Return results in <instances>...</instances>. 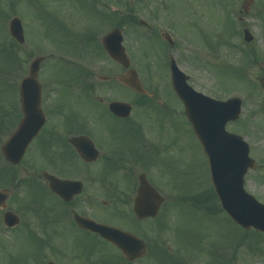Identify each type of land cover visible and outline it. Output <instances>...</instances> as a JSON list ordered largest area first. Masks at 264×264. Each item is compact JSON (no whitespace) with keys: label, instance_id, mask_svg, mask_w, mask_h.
<instances>
[{"label":"rangeland","instance_id":"rangeland-1","mask_svg":"<svg viewBox=\"0 0 264 264\" xmlns=\"http://www.w3.org/2000/svg\"><path fill=\"white\" fill-rule=\"evenodd\" d=\"M93 1L0 0V108L9 113L4 123L6 129L0 131V147L16 129L19 82L28 74V67L36 56L47 57L40 68L39 82L44 87L60 82H78L70 89L78 99L80 96L83 98L85 92L82 86L87 87L84 83L89 84L90 78L78 76L73 67H82L89 73L88 77L90 74L108 77L122 74L123 69L101 56L95 43L96 50L91 47L85 51L79 46L80 41L83 43L81 38L84 39L88 32L94 33L93 37L100 43L101 37L112 29L111 9L116 8L117 13L123 14L126 13L125 7L131 6L134 9L131 14L135 15L137 22L144 21L152 26L156 37L153 38L144 27L124 26L123 46L130 58V67L138 72L144 89L159 91L157 100L164 107L173 104L168 96L172 88L167 78V53L174 56L178 67L189 75V84L197 91L216 99L231 96L243 99L239 122L226 127L228 131L240 134L249 145L250 157L256 161L258 169L246 174L245 190L264 204V95L257 84V78L264 74V0H254L249 14L240 13L243 0H113L118 3L112 2L115 8L107 5V0H103L105 5L101 2V6ZM157 11L160 15L156 17L154 13ZM104 12L108 16L107 21L100 16ZM228 14L236 24L234 29L228 30L231 27L227 21ZM13 17L22 21L26 32L24 46L15 42L16 46L10 37L8 26ZM225 22H228L226 27ZM243 27L249 29L254 37L251 44L243 42ZM165 29L173 34L176 41L174 49H170L161 38L159 32ZM189 29L196 33L195 38L189 36V39L197 41L198 34L203 35L202 40L208 44V50L203 45L201 49H196L194 46L197 43L185 38V32ZM229 36H233L232 40L238 45L243 44L242 51L232 53L222 46L218 55L209 52L210 45L216 46V39L228 40ZM74 40L78 51L72 46ZM210 40L213 44H209ZM153 41L159 48L157 53H153L147 44ZM64 44H68L67 47ZM252 50L256 54V64L249 63L247 59ZM50 55L53 57L48 58ZM219 63L225 67L219 66L218 74L209 65ZM231 67L235 73L238 70L239 76L231 71ZM77 76L78 81H71ZM123 91L121 94L115 90V96H122L126 93ZM131 97L128 101L134 103ZM89 103L91 109L94 107L93 114L99 111L98 107L95 108L96 103ZM179 110L180 113H170L168 121L171 126L164 122L163 129L167 132V138L177 136V133L181 136L179 145L182 144L183 148L179 149V153L183 150L184 155L182 160L176 161L169 159L173 154H166L170 170L165 174L168 188L163 193L167 203L158 216L154 221L142 223L119 213L106 215L103 212L105 216L102 218L123 229L135 231L147 243L145 257L134 264H264V237L255 235L252 229L246 232L248 235L243 234L244 231H240L228 215H224L222 206L213 194L203 152L184 117L181 103ZM133 112L136 115L140 109L135 107ZM169 149L175 153L177 151L175 146ZM26 159L15 169H8L13 181L0 178V188L12 192L7 211H12L20 219L19 227L8 231L2 225L3 211L0 210V264H12V259L15 264H46L48 261L58 264H127L109 244L87 234L63 236L54 233L45 242L52 248L42 252L27 251L30 244L22 236L14 243V239L19 237L17 234L25 231L32 221V216L27 212L28 205L32 203V207H36V203L30 201L31 189L27 190L28 185L23 183V180L30 182L37 175L29 170L31 155ZM177 163L186 164L180 171H175L178 170ZM0 168H5L3 160H0ZM162 247L168 250L169 256L162 254ZM16 249L18 259L12 257Z\"/></svg>","mask_w":264,"mask_h":264},{"label":"flooded vegetation","instance_id":"flooded-vegetation-1","mask_svg":"<svg viewBox=\"0 0 264 264\" xmlns=\"http://www.w3.org/2000/svg\"><path fill=\"white\" fill-rule=\"evenodd\" d=\"M101 2L105 5L103 0L97 1L99 5ZM112 10L114 13L111 14V27L123 30L124 15L117 13L116 8ZM100 16L106 21L108 20L105 12ZM188 25L191 27V23ZM142 26L148 32L153 33L152 26L148 24ZM245 29L249 31L246 27H243L241 31L243 32ZM67 31L69 30L67 29ZM249 32L251 33V31ZM93 34L88 32L84 39L81 38L83 43L80 41L79 47L85 51L91 47L95 49V43L97 50L103 49L102 38L100 43H97ZM189 36L196 37V33L191 32L190 29L185 32V38L189 42H196L197 44L194 46L196 49H201L203 45L207 50L208 44L202 40L203 35L198 34L197 41L190 40ZM232 38L233 36H229L228 40L223 41L216 39L214 42L216 46L210 45V52L218 55L222 46L226 50L230 49L232 53L242 51L243 44L238 45ZM73 42V48L78 51L75 45L76 40ZM163 42L165 41L163 40ZM175 42L174 40L173 46L168 45L170 49L176 47ZM167 56L174 58L170 53H167ZM254 56H256L254 50L247 55L248 58ZM262 56L264 59V54ZM52 57V55L48 56V58ZM252 63L256 64L257 61ZM119 69L122 68L119 67ZM82 71L86 78H90V83H84L87 85V87H83L85 97H80V99L70 91L72 86H77L78 82H69V84L60 82L46 87L42 84L40 105L44 123L23 158V161L27 160L26 158L31 155L32 165L29 170L31 169L37 174L31 179L35 185L33 184L34 188H31V194H29L30 201L36 203V207H32V203L28 205L27 212L32 216V221L28 223L26 230L17 234L19 237L14 239V243L21 236L26 239L30 244L27 251L40 250L42 252V250L47 251L52 248L45 242L49 241L54 233H61L63 236L75 233L88 234L89 232L81 230L74 221L76 214L106 225L112 224L108 220L104 221L103 212L106 215L110 213L128 215L127 217L130 216L134 219L133 205L138 196L141 181L146 180L162 194L168 188L165 174L170 170L169 159L180 161L184 155L183 150L179 153V149L183 148L182 144L179 145V141L182 140L181 136L177 133V136L167 138V132L163 129L164 122L170 125V121H168L170 113L174 114L178 111L180 113V100L174 92L168 91V96L171 97L173 104L170 107H164V104L157 100L159 91H132L115 78L120 75L119 73L114 77L104 76L101 78L103 75L90 74L88 77L89 73L83 68ZM115 90L120 91L121 94V91L126 93L122 96L120 94L115 96ZM128 93H131L132 97ZM130 97L134 103L128 101ZM90 101L96 103L95 108L98 107L99 110L94 114L92 113L94 107L91 109V106L88 105ZM114 101L131 104L132 114L122 118L111 113L109 106ZM156 103L157 106L153 105ZM17 106L15 128L23 118L19 102ZM135 107L140 109V113L136 115L133 112ZM0 112L3 111L0 110ZM82 137H87L91 144L86 138H83L79 141L77 148L73 138ZM173 146L177 148L176 153L173 149H169ZM167 152L173 154L169 159L166 157ZM82 154H84L83 157ZM86 156L89 158L88 160L85 158ZM184 164L186 163H177L178 170L175 171L184 168ZM154 169L155 173H153ZM47 176L55 177L60 181L79 182L82 191L79 194L71 195L68 185L64 183L62 187L54 191L50 187ZM74 189L76 190V188ZM165 204L166 202L161 207ZM92 235L96 237V235ZM17 254L18 249L15 250L12 257L18 259Z\"/></svg>","mask_w":264,"mask_h":264},{"label":"water","instance_id":"water-1","mask_svg":"<svg viewBox=\"0 0 264 264\" xmlns=\"http://www.w3.org/2000/svg\"><path fill=\"white\" fill-rule=\"evenodd\" d=\"M252 4L251 0H246L243 10L248 13V8ZM12 38L19 44H24L23 30L21 22L13 18L9 27ZM167 39V37H165ZM246 42H251V36L245 32ZM122 37L118 30L110 32L103 39V46L108 56L123 67L129 66V60L126 58L124 48L121 47ZM42 59L36 58L29 67V76L21 81L20 95L23 120L19 129L12 134L7 142L1 147L4 159L12 165H18L21 161L26 147L33 139L34 134L40 127V85L36 82L38 69ZM173 88L178 93L184 103L186 115L190 120L193 130L196 132L199 141H201L204 152L210 162L211 181L215 192L218 194L221 205L225 212L231 216L232 220L242 226L245 230L253 227L256 231L264 232V206L257 203L252 196L243 190V178L248 168L256 169L255 161L250 159L248 146L238 136L225 132L223 126L227 120L237 119L240 110V101L234 99L225 104L217 103L200 94H195L192 89L186 85L187 77L179 71L174 63H171ZM119 80L133 90L142 92L136 73L129 71L120 77ZM259 85L264 92V77ZM111 111L120 116H125L129 112L128 107H119L113 104ZM74 145L79 147V140H74ZM89 159L87 156L85 157ZM90 161V160H89ZM52 190H57L63 186L61 181L55 178H48ZM68 185L71 195L77 194L74 189V183H65ZM74 189V190H73ZM70 195V197H71ZM62 196V195H61ZM9 194L5 190H0V209L5 210L6 201ZM66 199V197L63 196ZM162 198L157 192L148 186L146 182L141 183L139 196L134 206V213L137 219L155 217L159 211ZM75 222L84 230L98 233L105 241L111 242L123 256L129 261L140 259L146 253V244L137 239L132 234L118 231L111 227L96 224L89 220L75 217ZM18 223L17 217L11 212L4 215V224L11 228ZM51 264V263H49Z\"/></svg>","mask_w":264,"mask_h":264},{"label":"trees","instance_id":"trees-1","mask_svg":"<svg viewBox=\"0 0 264 264\" xmlns=\"http://www.w3.org/2000/svg\"><path fill=\"white\" fill-rule=\"evenodd\" d=\"M125 22H126V23H131V20H130V19H126ZM1 127H2V125H0V128H1ZM6 176L8 177V175H6L5 172H3V171L0 170V178H6ZM242 232H243V231H242ZM243 234L248 235V233H246V232H243ZM254 234H255V233H254ZM255 235L261 236V234H255ZM245 237H246V236H245ZM245 237H243V238H245ZM161 252H162V254L164 253L165 256H169V255H167V252H166V251H161ZM174 262H175V260H174Z\"/></svg>","mask_w":264,"mask_h":264}]
</instances>
